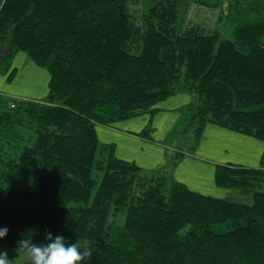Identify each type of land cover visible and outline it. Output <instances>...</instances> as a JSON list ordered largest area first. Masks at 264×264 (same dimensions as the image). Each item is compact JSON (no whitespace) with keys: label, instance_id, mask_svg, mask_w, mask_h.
Returning <instances> with one entry per match:
<instances>
[{"label":"trees","instance_id":"1","mask_svg":"<svg viewBox=\"0 0 264 264\" xmlns=\"http://www.w3.org/2000/svg\"><path fill=\"white\" fill-rule=\"evenodd\" d=\"M177 1L138 24L129 0H0V74L13 80L19 50L49 74L44 100L0 94V247L58 230L88 241L83 264H264V152L258 167L215 165V184L246 204L147 172L96 134L185 90L196 95L186 152L207 123L264 141V0H224L227 38L179 25Z\"/></svg>","mask_w":264,"mask_h":264},{"label":"crops","instance_id":"2","mask_svg":"<svg viewBox=\"0 0 264 264\" xmlns=\"http://www.w3.org/2000/svg\"><path fill=\"white\" fill-rule=\"evenodd\" d=\"M19 59L23 63L21 68L17 63ZM12 65L17 69L12 81H7L6 75L0 74V94L44 100L48 92L47 70L35 66L36 64L22 52L13 56ZM29 70L32 74L23 78V73ZM20 78L31 86H38L36 95L30 97L27 92L15 89L14 85L18 84ZM194 96L190 91L176 92L158 101L155 106L157 111L152 115L142 113L110 124H96V134L100 143L113 144L114 154L118 158L133 162L147 172L157 173L164 170L168 180L182 182L191 190L224 199L227 194L233 192L231 188L215 184V165L232 163L258 167L264 152V141L214 123H207L195 151L186 152V148L169 144L167 137L181 120L179 112L194 101ZM149 125L152 127L149 136L141 135L143 128ZM176 151H182L183 155L175 159L174 168L168 169L167 164Z\"/></svg>","mask_w":264,"mask_h":264},{"label":"rangeland","instance_id":"3","mask_svg":"<svg viewBox=\"0 0 264 264\" xmlns=\"http://www.w3.org/2000/svg\"><path fill=\"white\" fill-rule=\"evenodd\" d=\"M160 1L161 0H129L128 10L131 16L130 17L131 20L134 23L140 24L142 22V17L146 15L149 12V10L155 7L157 3ZM177 2H178L177 4V11H178L177 23L179 25H182V26L198 25L202 28V31H208L212 29L218 30L221 38L230 37V25L225 18V12H226V6H227L226 1L224 0H178ZM17 52H22L26 54L24 51H21V50ZM17 63L19 64V67L21 68L23 65L22 60L21 59L17 60ZM30 74H32L30 70L24 72L23 78L28 77ZM21 78L18 80V84L14 85V87H16L15 89L19 91L27 92L28 95H31L30 97H33L34 95H36V92H37L36 89H38V86L37 87L31 86L28 84V82L21 80ZM195 100H196V95L194 96V101ZM157 104L158 102L155 103V106H157ZM179 113L181 116V120H179L178 121L179 123L175 125L174 129L171 130L170 134L167 137V142L171 145H177L185 149V148H189L193 142L192 132L190 130V127L186 124L190 121L191 110L181 109ZM150 128L152 129V127ZM102 173L103 172L101 170L93 171V177L97 180V182L100 181L102 177ZM231 190L233 193L227 194L224 199L234 201V202L252 204V197L250 194L242 193V191H240L239 189H235V188H231ZM124 219H125V213L121 212L117 215V221H115V223L122 224L124 222ZM57 234H63L69 241H73V242L78 239L83 246L88 244V241L86 239L72 237L58 230L53 232V238ZM47 243H49V240L46 237L43 238L41 244H47ZM5 249L8 252L9 258H12V264H23V262L27 260H31L30 257L24 256L23 250H19V249L7 247V246L0 247V251H3Z\"/></svg>","mask_w":264,"mask_h":264},{"label":"clouds","instance_id":"4","mask_svg":"<svg viewBox=\"0 0 264 264\" xmlns=\"http://www.w3.org/2000/svg\"><path fill=\"white\" fill-rule=\"evenodd\" d=\"M9 233L7 225L0 226V239L5 238ZM47 244L33 243L30 239H22L18 242L17 248H22L24 256L30 257L33 264H83L84 257L89 254L81 242L69 241L63 234L47 231ZM0 264H12L7 250L0 251Z\"/></svg>","mask_w":264,"mask_h":264},{"label":"water","instance_id":"5","mask_svg":"<svg viewBox=\"0 0 264 264\" xmlns=\"http://www.w3.org/2000/svg\"><path fill=\"white\" fill-rule=\"evenodd\" d=\"M4 50L6 51V48Z\"/></svg>","mask_w":264,"mask_h":264}]
</instances>
